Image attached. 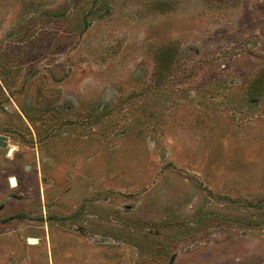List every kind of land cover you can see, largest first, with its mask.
<instances>
[{
    "label": "rangeland",
    "instance_id": "rangeland-1",
    "mask_svg": "<svg viewBox=\"0 0 264 264\" xmlns=\"http://www.w3.org/2000/svg\"><path fill=\"white\" fill-rule=\"evenodd\" d=\"M0 138V264H264V0H0Z\"/></svg>",
    "mask_w": 264,
    "mask_h": 264
},
{
    "label": "water",
    "instance_id": "water-1",
    "mask_svg": "<svg viewBox=\"0 0 264 264\" xmlns=\"http://www.w3.org/2000/svg\"><path fill=\"white\" fill-rule=\"evenodd\" d=\"M3 146H5V144L2 143V138H0V147H3ZM11 151H12V150H10L9 152H11ZM9 182H11V184H13L12 186H15V178H13V177L10 178V179H9ZM36 241H37V240L34 239V238H33V239H32V238H31V239H28V242H29V243H35Z\"/></svg>",
    "mask_w": 264,
    "mask_h": 264
},
{
    "label": "bare ground",
    "instance_id": "bare-ground-1",
    "mask_svg": "<svg viewBox=\"0 0 264 264\" xmlns=\"http://www.w3.org/2000/svg\"><path fill=\"white\" fill-rule=\"evenodd\" d=\"M10 184H11V182H10ZM11 185H13V184H11Z\"/></svg>",
    "mask_w": 264,
    "mask_h": 264
}]
</instances>
